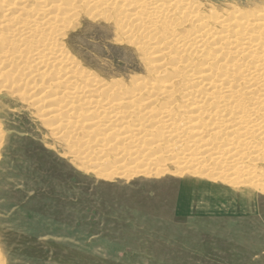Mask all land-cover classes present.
Wrapping results in <instances>:
<instances>
[{
	"label": "rangeland",
	"instance_id": "rangeland-1",
	"mask_svg": "<svg viewBox=\"0 0 264 264\" xmlns=\"http://www.w3.org/2000/svg\"><path fill=\"white\" fill-rule=\"evenodd\" d=\"M191 1L211 15L242 10L245 17L264 8V0ZM30 4L40 5L38 0ZM87 14L78 10L74 28L61 40L63 50L102 83L121 85L97 98L114 102L120 91H130L133 80L149 78L154 59L124 38L115 23L117 13ZM189 24L179 29L188 30ZM72 79L83 92L90 90L85 80ZM14 80L20 83L14 77L13 85ZM26 84L28 90L24 84L10 92L0 87V264H264V192L230 186L223 178L237 175H217L220 170L212 165L250 157L242 156L247 153L242 149L227 152L226 140L233 135L225 130L233 123L215 117L193 144L178 143L169 153H158L151 147L165 144L171 135L159 124L134 125L125 119L101 124L65 109L53 124L16 95L40 82L31 78ZM59 124L62 128L54 131ZM200 124L193 122L185 131ZM161 129L164 133L157 132ZM130 137L135 143L123 151V140ZM252 152L251 157L257 153ZM261 159L257 163L264 172ZM249 162L247 169L256 161ZM215 174L219 178L210 177Z\"/></svg>",
	"mask_w": 264,
	"mask_h": 264
},
{
	"label": "bare ground",
	"instance_id": "bare-ground-1",
	"mask_svg": "<svg viewBox=\"0 0 264 264\" xmlns=\"http://www.w3.org/2000/svg\"><path fill=\"white\" fill-rule=\"evenodd\" d=\"M30 1L0 0V78L4 77L0 87L8 88L10 92L15 85L20 87L21 82L27 88L26 83L31 78L39 81L40 84H29L26 94L17 92L16 95L28 105L36 106L38 112L45 113V120L53 124L59 121L62 109L77 112L78 119L92 117L101 124L123 119L134 125L159 124L171 135L165 144L151 147L158 153H169L178 143L193 144L195 137L201 138L208 131V120L225 117L233 123L225 130L233 135L226 140L227 152L242 149L247 151L242 156L250 157L244 158L245 162L214 160L212 165L220 170L217 175H237L231 179L223 178V181L229 182L230 186H248L264 192L261 185L264 172L257 163L264 157V8L249 11L242 17V10L231 15L228 11L211 15L201 11V5L191 0H118V3L116 0H38L37 8ZM110 3L112 7H109ZM79 9H86L87 15L100 18L105 12L117 13L115 23L124 38L135 43L145 57L152 53L155 71L149 72L148 79L142 77L130 82L132 90L117 92L121 96L113 98L114 102L102 103L97 98L120 89L121 85L102 83L70 52L63 50L61 40L74 28L72 22ZM138 21L146 25L138 27ZM187 22L190 29H179L180 24ZM33 67L35 69L31 71ZM49 76L52 77L49 79ZM14 77L19 79L18 85L15 80V85L12 84ZM72 78L85 80L90 90L83 92L81 87L73 85ZM46 80L48 83L44 84ZM97 85L101 87L96 89ZM50 91L52 93L48 95ZM112 107L117 111L110 112ZM184 108L189 110L183 114L176 111ZM81 109H86L85 113H79ZM203 118L207 121L200 124ZM193 122L200 125L194 127L195 130L185 131ZM67 126L63 129L69 130ZM60 128L59 124L54 131L59 132ZM162 129L157 132L164 133ZM255 135L258 140L249 141ZM123 141L125 151L134 145L135 137ZM252 151L257 153L251 157ZM96 152L95 149L91 151L92 154ZM141 158L138 160H143ZM249 161L256 162L247 169L248 165H245ZM217 175L210 177L217 179ZM242 175L247 177L241 178Z\"/></svg>",
	"mask_w": 264,
	"mask_h": 264
}]
</instances>
